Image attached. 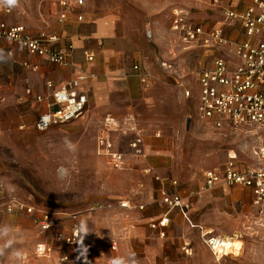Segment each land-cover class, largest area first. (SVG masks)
Masks as SVG:
<instances>
[{
    "label": "rangeland",
    "instance_id": "1",
    "mask_svg": "<svg viewBox=\"0 0 264 264\" xmlns=\"http://www.w3.org/2000/svg\"><path fill=\"white\" fill-rule=\"evenodd\" d=\"M57 1L19 0L9 18L35 35L49 32L58 25ZM84 2L85 15L118 18L115 44L121 54L116 69L122 72L100 80L97 91L102 98L80 118L39 132L35 122L40 103L26 96V87L38 81L36 73L20 72L13 79L0 71V206L20 202L78 214L84 249L93 253L81 264H109L111 258L128 253H134L139 264H218L198 231L178 211L171 213L164 237L151 226L167 211L159 190L164 187L172 193L170 181L176 179L190 203L194 225L244 243L236 260L228 258V263L264 264V216L254 213L247 193L243 200L235 190L207 189L203 176L207 169H222L231 157L248 160L264 138L256 127L215 129L200 117L197 78L211 53L189 48L171 31L176 11H188L195 20L221 21L213 0ZM1 62L7 59L3 56ZM134 65L149 75L146 84L136 77ZM180 84L194 96L187 98ZM66 138L76 146L74 151L64 143ZM100 139L124 154L123 168L114 169L99 154ZM136 139L142 140L141 154L132 148ZM158 159L162 160L157 163ZM61 167L68 170L66 175L58 173ZM0 224L11 229L0 244L14 241L3 250L0 264H63L60 255L70 252L55 242L52 254L42 253L48 237L28 216L0 211ZM112 242L117 244L114 251ZM184 243L188 253L182 250ZM17 251L21 258L15 256Z\"/></svg>",
    "mask_w": 264,
    "mask_h": 264
},
{
    "label": "built area",
    "instance_id": "2",
    "mask_svg": "<svg viewBox=\"0 0 264 264\" xmlns=\"http://www.w3.org/2000/svg\"><path fill=\"white\" fill-rule=\"evenodd\" d=\"M226 1L241 4L245 0H213L215 6H220ZM243 9L232 6L222 9L225 25L205 28L197 23L190 13L185 10L176 11L171 22V31L177 34L189 48H198L203 51H212L210 62L201 70L197 82L200 85V96L197 111L200 117L215 129L226 126H252L256 127L264 138V0L246 1ZM62 11L60 19L66 20L69 13H76L77 19L82 21L83 15L76 12L84 6V0H60ZM11 14L6 6H0V52L4 42L18 46L29 55L46 58L50 63L64 68L73 67L70 54L74 50L71 44L67 49H56L55 44L59 38L55 34L41 32L33 34L22 24H9L5 16ZM240 24L244 39H232L228 29ZM147 36L152 37L148 31ZM6 54L13 58L14 49H9ZM87 62L95 59L93 52L83 53ZM33 71L38 66L30 67ZM133 72L138 79L146 84L149 75L139 66H133ZM95 75L87 70H81L74 79L60 88H54L49 81V93L36 97L39 103L45 105L46 111L35 122V128L44 132L57 125L70 123L81 117L86 111L88 96L81 91L83 83L93 79ZM181 85V84H180ZM184 95L192 98L193 91L181 85ZM30 94V91H28ZM24 126H21L23 128ZM141 139H136L132 148L137 154L142 153ZM99 154L105 155L114 169H121L125 165L124 154L115 151L111 143L104 139L98 142ZM204 183L207 189L219 187L248 189L251 193V207L254 213L264 216V140L255 146L248 160L240 157L228 159L222 169H207L204 172ZM157 179H159L157 177ZM170 184L178 187L176 179ZM162 205L167 211L151 226L159 231L160 236L166 235L170 222V215L178 211L193 228L200 231L203 243L210 249L218 264L228 263L226 259L236 260L239 254L228 250V239L215 235L202 225H194L190 219V203L178 192H162ZM124 207H130L124 203ZM144 209V206H138ZM0 211L9 215L30 217L34 224L46 233L49 243L42 244V253L52 254L54 243L60 248L69 249L63 253L59 261L63 264H81L85 256H92L91 250H85L82 240L83 226L78 214L56 213L20 202L6 203L0 206ZM111 249H117L116 242H112ZM182 250L188 253V245L184 243Z\"/></svg>",
    "mask_w": 264,
    "mask_h": 264
},
{
    "label": "crops",
    "instance_id": "3",
    "mask_svg": "<svg viewBox=\"0 0 264 264\" xmlns=\"http://www.w3.org/2000/svg\"><path fill=\"white\" fill-rule=\"evenodd\" d=\"M246 1L248 0H245L241 4L226 1L222 5L216 6V8L220 12L222 19L221 21H218L216 23L201 20L195 21L203 25L207 29L225 25L221 10L227 6H232L233 8L241 10L244 8L245 3H247ZM59 2L60 0L57 1L56 4V20L58 24L57 28H55L54 30L47 29V31H49L48 33L57 35V37L59 38V41L55 44L56 49L65 50L71 44L74 46V50L70 54V58L72 59L74 66L64 68L59 65L52 64L46 58L29 55L26 51L21 50L18 46L4 42L2 44V52H0V71L7 72L8 76L11 75L13 79L15 77H20V72H24V75H26L28 72L36 73V77L38 78L37 83H31L30 85H28V87H26V96L32 95V97H34L35 99L40 95L44 96L49 93L47 82L51 81L54 84V88H60L67 82L74 79L81 70H87L95 75L93 79L83 83L81 86V91L88 96V104L86 108L87 111L91 107V104L97 102V100H100L103 96H101L102 92L100 91V89L97 91V89L101 87L99 86V84H101L100 80L106 78L113 79L122 72L121 70L116 69V65L118 63L117 58L121 54V51L115 44V40H117L116 26L118 18L113 15L101 17H92L91 15H85L84 4L83 7L76 10V12H79L83 15L84 19L82 21H79L77 19L76 13H69V16L66 20H61L60 13L63 9L60 6ZM9 16L10 14L6 15L4 17L5 20L9 24H17L13 23ZM228 34L232 39H244L243 30L240 24H236L233 27H230L228 29ZM9 49H14L15 51V56L13 58L9 57L6 54V51ZM85 51L93 52L95 54L94 61L90 63L86 61L83 55ZM207 52L211 53V55L213 54L212 51ZM3 56L4 59H7V63L3 64L1 62V58ZM31 65H37L38 70L33 71L30 68ZM28 91H30V94L28 93ZM37 111L39 113V117L46 111L45 105L43 103H40V106L37 107ZM38 117L36 118V120L38 119ZM160 160L162 159H158L156 160V162L158 163V161L160 162ZM157 163H155V165H158ZM170 187L172 188L173 192H178L183 196L182 192L178 189L179 185L178 187H174L170 184ZM227 189L235 190L237 195L240 197L239 199L243 200H245V196L247 193V202L251 205V193L248 189L241 187ZM164 191V187L159 190L160 198L162 196V192ZM194 229H196L200 235V231L197 228ZM155 230L157 231V233H159L157 229ZM44 234L46 235V233ZM208 250L210 251L209 248ZM210 253L212 254L211 251Z\"/></svg>",
    "mask_w": 264,
    "mask_h": 264
},
{
    "label": "clouds",
    "instance_id": "4",
    "mask_svg": "<svg viewBox=\"0 0 264 264\" xmlns=\"http://www.w3.org/2000/svg\"><path fill=\"white\" fill-rule=\"evenodd\" d=\"M0 2H3L5 6L9 9L17 7L19 5V0H0ZM64 143L66 144L69 150H75L76 146L71 141L67 140V138L65 139ZM67 172L68 170L63 167L58 169V173L61 176L66 175ZM10 230L11 229L8 225L0 224V240H3L4 238L8 237ZM13 244L14 241L12 239H7L4 241V243L0 244V255L3 254L4 249L11 248ZM14 254L17 258L22 257V253L20 251H17ZM109 264H139V261L134 253H128L126 255L111 258Z\"/></svg>",
    "mask_w": 264,
    "mask_h": 264
},
{
    "label": "bare ground",
    "instance_id": "5",
    "mask_svg": "<svg viewBox=\"0 0 264 264\" xmlns=\"http://www.w3.org/2000/svg\"><path fill=\"white\" fill-rule=\"evenodd\" d=\"M236 236V235H235ZM239 236V235H238ZM228 239V250L237 254H240L244 248V243L238 241V238L227 237ZM240 239V238H239Z\"/></svg>",
    "mask_w": 264,
    "mask_h": 264
}]
</instances>
